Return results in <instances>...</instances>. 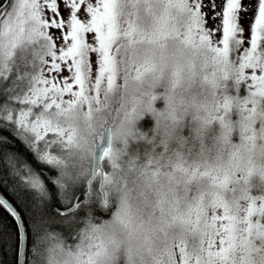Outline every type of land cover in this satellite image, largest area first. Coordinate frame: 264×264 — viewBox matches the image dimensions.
I'll return each instance as SVG.
<instances>
[{
	"label": "snow or ice",
	"instance_id": "6c2138e0",
	"mask_svg": "<svg viewBox=\"0 0 264 264\" xmlns=\"http://www.w3.org/2000/svg\"><path fill=\"white\" fill-rule=\"evenodd\" d=\"M0 165V264H264V0H0Z\"/></svg>",
	"mask_w": 264,
	"mask_h": 264
},
{
	"label": "trees",
	"instance_id": "16d2710c",
	"mask_svg": "<svg viewBox=\"0 0 264 264\" xmlns=\"http://www.w3.org/2000/svg\"><path fill=\"white\" fill-rule=\"evenodd\" d=\"M150 124L151 121H145L143 126L147 128ZM10 147L12 151L18 152L20 155L26 157L34 168L41 170L42 166L33 159L32 155L28 153L22 142L13 141V144ZM0 191L19 212L24 211L22 198L29 199L30 197L27 194H24L22 189L17 187L16 178L10 173L9 169L3 165H0ZM0 221H3L10 229H12V231H15L13 218L2 208H0ZM4 259L6 264H13L15 258L9 254H5Z\"/></svg>",
	"mask_w": 264,
	"mask_h": 264
},
{
	"label": "water",
	"instance_id": "95a60500",
	"mask_svg": "<svg viewBox=\"0 0 264 264\" xmlns=\"http://www.w3.org/2000/svg\"><path fill=\"white\" fill-rule=\"evenodd\" d=\"M0 198H3L5 200H7L9 202L10 205H12L14 208H16L0 191ZM18 211V210H17ZM24 259V256H23V249L20 250V261L22 262Z\"/></svg>",
	"mask_w": 264,
	"mask_h": 264
}]
</instances>
